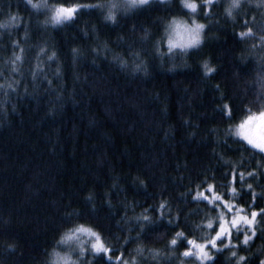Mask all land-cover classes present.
I'll return each instance as SVG.
<instances>
[{
    "label": "trees",
    "instance_id": "obj_1",
    "mask_svg": "<svg viewBox=\"0 0 264 264\" xmlns=\"http://www.w3.org/2000/svg\"><path fill=\"white\" fill-rule=\"evenodd\" d=\"M41 2L97 0H32ZM226 5L217 0L210 17L197 16L201 44L172 56L168 22H191L179 0H153L119 13L117 23L84 9L74 22L47 25L42 7L0 0V264H57L58 241L79 225L119 247L129 264H200L183 256L187 240H210L206 225L219 210L193 199L197 192L211 198L207 185H215L244 215L253 204L264 208V157L234 131L264 110V7L241 0L230 17ZM248 28L254 35L240 38ZM204 61L215 71L206 75ZM232 169L244 175L243 186L230 185L241 193L234 201L222 187ZM144 215L151 222L141 228ZM178 232L187 240L171 246ZM233 250L258 264L264 231ZM212 255L215 264H235L228 250ZM77 262L115 264L88 249Z\"/></svg>",
    "mask_w": 264,
    "mask_h": 264
},
{
    "label": "snow or ice",
    "instance_id": "obj_2",
    "mask_svg": "<svg viewBox=\"0 0 264 264\" xmlns=\"http://www.w3.org/2000/svg\"><path fill=\"white\" fill-rule=\"evenodd\" d=\"M163 2V0H161ZM180 6L182 10H187V17L191 20V23H188V20L178 17H173L171 21L168 22L167 27L165 28V34L167 36V48L168 53L172 56H175L176 49L179 48L181 51L179 55L185 56L187 54V49L197 47L202 42V33L205 29V25L203 23H199L196 20V17L199 15H203L205 18L210 17L212 13V8L216 5L217 0H179ZM264 2V0H262ZM26 4H30L33 8H48L52 11L51 21L54 24H63L65 22H74L75 19L78 18L80 12L84 9H90L93 11H99L105 21H110L112 23L118 22V13L120 11L128 12L132 9H140L146 8L153 3V0H97L96 3L90 4H68L61 3L59 5H48L47 3H32V0H25ZM241 6V0H232V3L225 8V12L228 16H232L233 9L239 8ZM234 18V17H233ZM245 26L248 24V21H245ZM147 34V33H146ZM240 38H245L254 35L253 30L248 28L246 32L238 33ZM179 38V39H177ZM262 42H264V37L260 38ZM163 43L161 41L156 46V51H160V45ZM18 42H13V47H18ZM43 51V49H41ZM75 52L76 50L73 49ZM55 56V53H53ZM136 56H139V53H136ZM52 57H49L51 59ZM17 60L20 59L19 56L16 57ZM15 61H13V64ZM123 64V61H121ZM141 65H136V68L139 69ZM175 67V65H174ZM203 68L205 74L212 73L215 71L213 67H210L208 61L203 62ZM261 90L264 92V76H261ZM245 111L246 109H241ZM223 112L227 114L229 118L233 116V109L229 105H225L222 109ZM250 111V110H247ZM261 117H264V111L259 113ZM246 120H252L253 116L248 115ZM244 121L241 122L240 125L236 126L235 135L240 136L241 133L239 129L243 128ZM232 132H229V136ZM244 140L247 141L248 145H250L254 150H258V152L264 157V142H256L255 140L244 136ZM259 171L249 172L248 176H257L259 175ZM226 183L222 185L224 187L225 192L224 195L231 196L233 201L237 197H241V193L237 191L234 186L236 183H241L244 180V175L238 173L235 169L230 170L225 173ZM231 177L228 180V177ZM239 176V180L237 177ZM202 184H207V180L201 182ZM208 189L213 191V195L211 198L205 196L202 192H197L193 199L198 202L201 199H207L213 205V211H218L217 218L215 220V225L212 220H209L206 227L214 232V236L210 240H205L204 243L197 244L193 240H187L184 237L183 232H178L176 234V238L171 240L169 243L171 246L177 245V240L183 238L181 242L187 240L189 245L192 247H187L183 253L184 257L195 256L198 257L200 264H215V257L212 255L213 251L219 252L222 250L230 251V259H235V264H250L251 256L240 255L238 251L233 250L239 248L240 245H243L247 248L253 238L257 235V229L260 231H264V228L260 227L261 221H264V208L256 209L253 204L251 207L253 210L250 211L249 215L242 214L246 209L244 207H237L235 203H229L228 201L223 199V196L216 194L214 189L215 185L208 184ZM248 189H252V185H247ZM252 200L255 201L257 198V194L255 192H251ZM261 197L264 198V193L261 194ZM242 198V197H241ZM160 209L163 210L167 207L165 203L160 204ZM145 211H148L147 209ZM163 212H161V215ZM227 216H231V219H227ZM257 217H260L261 220H257ZM138 220H141V228H143V223H150L151 218L149 216H141L137 217ZM204 227V225H197V228ZM77 233H87L88 236L92 237V241L90 242V252L93 257L101 256L104 254L107 256V259L112 261L114 260L115 264H129V261L125 260L124 252L121 249L114 245H109L106 241H104L101 237V234L94 231L92 228L85 227L84 225L77 226L74 231L69 230L65 235L61 236L60 241L58 243L66 242L74 237H76ZM243 239H240V237ZM139 239V234L136 237ZM236 241L234 244L233 241ZM130 242V238H124V245ZM207 249V250H206ZM113 252H120L119 255L113 257ZM79 255L83 257L85 255V248L83 244H81ZM59 256V253H57ZM66 264V262H65ZM133 264L135 261L133 260ZM258 264H264V258H260L258 260Z\"/></svg>",
    "mask_w": 264,
    "mask_h": 264
},
{
    "label": "rangeland",
    "instance_id": "obj_3",
    "mask_svg": "<svg viewBox=\"0 0 264 264\" xmlns=\"http://www.w3.org/2000/svg\"><path fill=\"white\" fill-rule=\"evenodd\" d=\"M163 1H167V0H163ZM231 3H232V0H226V4H227L226 6L227 7ZM253 3H255L256 5H259V6L261 5L264 7V2H262V0H253ZM41 9L42 10L45 9L46 11H48L47 21L43 22L42 24L47 25L48 22L52 23V21H51L52 11L50 9L44 8V7H42ZM46 11H45V13H46ZM122 12H124V11H120L119 13H122ZM188 23L190 24L191 22H188ZM202 37H203V33H202ZM177 39H179V38H177ZM189 49H191V48H189ZM176 50H180V49L177 48ZM260 112L261 111H255V112L249 113L248 115L253 116L252 120H246V119L243 120L244 126H243V128L239 129V131L241 133V135L238 136L239 138L244 140L243 137L247 136V137L255 140L258 143L264 142V131H261L262 128H264V117H261L259 115ZM244 141L247 143L246 140H244ZM73 231H74V229H73ZM92 239L93 238L88 236L87 233H77L76 237H74L70 240H67L66 242L60 243L61 249L58 252L59 256H57V254L55 256V262L57 264H65V262H66V264H76V258L80 256L79 250H80L81 244H83L85 251L87 249L89 250L90 249V242L92 241Z\"/></svg>",
    "mask_w": 264,
    "mask_h": 264
},
{
    "label": "water",
    "instance_id": "obj_4",
    "mask_svg": "<svg viewBox=\"0 0 264 264\" xmlns=\"http://www.w3.org/2000/svg\"><path fill=\"white\" fill-rule=\"evenodd\" d=\"M262 131H264V128H262Z\"/></svg>",
    "mask_w": 264,
    "mask_h": 264
},
{
    "label": "clouds",
    "instance_id": "obj_5",
    "mask_svg": "<svg viewBox=\"0 0 264 264\" xmlns=\"http://www.w3.org/2000/svg\"><path fill=\"white\" fill-rule=\"evenodd\" d=\"M77 264H78V262H77Z\"/></svg>",
    "mask_w": 264,
    "mask_h": 264
}]
</instances>
